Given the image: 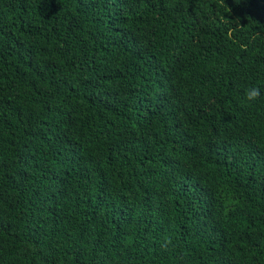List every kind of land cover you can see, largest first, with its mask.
Masks as SVG:
<instances>
[{"label": "trees", "instance_id": "16d2710c", "mask_svg": "<svg viewBox=\"0 0 264 264\" xmlns=\"http://www.w3.org/2000/svg\"><path fill=\"white\" fill-rule=\"evenodd\" d=\"M0 264H264V0H0Z\"/></svg>", "mask_w": 264, "mask_h": 264}, {"label": "clouds", "instance_id": "9594fccd", "mask_svg": "<svg viewBox=\"0 0 264 264\" xmlns=\"http://www.w3.org/2000/svg\"><path fill=\"white\" fill-rule=\"evenodd\" d=\"M249 95H250V96L254 95V92H253V93H250Z\"/></svg>", "mask_w": 264, "mask_h": 264}]
</instances>
